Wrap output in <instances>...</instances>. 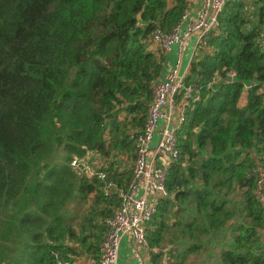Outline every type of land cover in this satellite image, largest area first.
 Returning <instances> with one entry per match:
<instances>
[{
	"label": "trees",
	"instance_id": "trees-1",
	"mask_svg": "<svg viewBox=\"0 0 264 264\" xmlns=\"http://www.w3.org/2000/svg\"><path fill=\"white\" fill-rule=\"evenodd\" d=\"M187 2L0 0V262L96 260L118 202L103 187H126L161 73L151 32ZM217 20L188 63L199 97L146 223L145 264H264V0H225ZM87 151L102 178L70 164Z\"/></svg>",
	"mask_w": 264,
	"mask_h": 264
},
{
	"label": "built area",
	"instance_id": "built-area-1",
	"mask_svg": "<svg viewBox=\"0 0 264 264\" xmlns=\"http://www.w3.org/2000/svg\"><path fill=\"white\" fill-rule=\"evenodd\" d=\"M225 0H199L193 14L186 6L178 21L169 30L154 29L150 40L162 51L175 45L176 59L166 72L151 83V97L147 102L144 121L136 137V146L131 166V176L126 187H103L105 193L114 192L118 198L111 214L104 218L105 230L99 244L96 260L80 258L68 260L53 251L56 264H117L119 241L126 235L132 242L134 259L132 264H145L146 223L156 209L160 198L168 194L165 186L168 166L178 158L176 131L184 118V112L191 102L198 99L194 84L187 82L188 64L180 69V57L187 38L193 39L188 61L196 50L206 46L207 39L216 30L218 14ZM233 75V70L227 71ZM154 139V140H153ZM70 164L87 174L102 178L101 171H95L86 160L71 158ZM264 170L259 165L255 174L256 192L264 200L261 185Z\"/></svg>",
	"mask_w": 264,
	"mask_h": 264
},
{
	"label": "crops",
	"instance_id": "crops-1",
	"mask_svg": "<svg viewBox=\"0 0 264 264\" xmlns=\"http://www.w3.org/2000/svg\"><path fill=\"white\" fill-rule=\"evenodd\" d=\"M198 3H199V0H188L187 6L191 14L195 12L198 6ZM192 44H193V39L191 37L187 38L186 44L181 52L180 63H179L180 69H183L189 63L187 61H188L190 52L192 50ZM152 46L155 47L154 44ZM205 47L206 46L198 48L196 52L194 53V55L199 53L200 50ZM161 56H162V66H161L160 76L166 72L168 67L172 65L176 59L177 54L175 50V45L173 44L167 50L162 51ZM84 258H88V257H84ZM133 259H134V253L132 250V242L128 236L124 235L121 237L119 241V246H118V251H117V264H132ZM77 261H80V258L77 259Z\"/></svg>",
	"mask_w": 264,
	"mask_h": 264
},
{
	"label": "rangeland",
	"instance_id": "rangeland-1",
	"mask_svg": "<svg viewBox=\"0 0 264 264\" xmlns=\"http://www.w3.org/2000/svg\"><path fill=\"white\" fill-rule=\"evenodd\" d=\"M65 151L63 149H61L60 147H58L56 149L55 152V156H57V158H60L62 154H64ZM83 159L86 160V162H88V164L90 165V167H95L97 165L98 162V158H95V156L92 154L91 151H87V153L83 156ZM14 245V244H12ZM165 246L162 247V249H164ZM9 262V258H3V260L0 262V264H8Z\"/></svg>",
	"mask_w": 264,
	"mask_h": 264
},
{
	"label": "water",
	"instance_id": "water-1",
	"mask_svg": "<svg viewBox=\"0 0 264 264\" xmlns=\"http://www.w3.org/2000/svg\"><path fill=\"white\" fill-rule=\"evenodd\" d=\"M226 78H230V77L229 76H226ZM166 262H167V260H165V264H167Z\"/></svg>",
	"mask_w": 264,
	"mask_h": 264
}]
</instances>
